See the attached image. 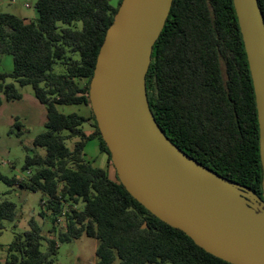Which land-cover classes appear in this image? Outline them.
Segmentation results:
<instances>
[{"label": "trees", "instance_id": "trees-1", "mask_svg": "<svg viewBox=\"0 0 264 264\" xmlns=\"http://www.w3.org/2000/svg\"><path fill=\"white\" fill-rule=\"evenodd\" d=\"M258 2L264 16V0ZM119 6L110 0H38L35 21L0 11V54L14 61L11 72H0V92L7 100L22 97L8 78L32 85L47 109V129L34 140L46 154L26 157V179L0 171V181L40 191L45 197L40 214L50 212L53 232L61 217L66 223L57 237H47L32 220L30 229L16 234L8 245L7 263L54 264L59 241L87 235L97 240L96 264H113L117 258L120 264H232L152 214L128 192L116 170L113 177L85 157L87 142L98 138L100 150L114 166L89 90ZM57 62L65 73L54 71ZM146 85L154 116L172 142L262 196L255 91L233 0H173L153 47ZM71 104L90 106V115L59 111V105ZM92 119L95 129L85 131L82 126ZM15 126L21 127L18 122ZM71 137H79L73 148L67 144ZM16 208L11 200L0 201V233L6 221L16 218Z\"/></svg>", "mask_w": 264, "mask_h": 264}, {"label": "water", "instance_id": "water-1", "mask_svg": "<svg viewBox=\"0 0 264 264\" xmlns=\"http://www.w3.org/2000/svg\"><path fill=\"white\" fill-rule=\"evenodd\" d=\"M233 2L255 91L262 196L195 160L154 116L146 76L173 0H122L100 48L89 98L117 177L137 201L218 258L264 264V16L258 0Z\"/></svg>", "mask_w": 264, "mask_h": 264}, {"label": "rangeland", "instance_id": "rangeland-1", "mask_svg": "<svg viewBox=\"0 0 264 264\" xmlns=\"http://www.w3.org/2000/svg\"><path fill=\"white\" fill-rule=\"evenodd\" d=\"M38 0H15V2L6 1L0 7L1 12H13L15 14L22 13L35 21L38 16L36 3ZM10 2V3H9ZM114 7L118 6L119 0H110ZM21 3H28L29 7H23L22 12L15 9L20 7ZM20 17V16H19ZM81 27V23L77 24ZM12 68L5 63L0 64V72L10 71ZM54 71L57 73H65L66 68L60 62L54 65ZM2 80L0 79V83ZM7 83H14L16 88L22 94L20 99L7 100L5 94L0 92L3 103L0 105V171L10 178L26 179L29 176L28 169H25L26 157L28 155H45L46 150L43 147L35 146V138L44 132L47 121V109L34 94L32 85H20L13 79L8 78ZM59 111L65 114L83 112V105H59ZM90 108V106H89ZM18 122L20 128L15 126ZM95 122L85 123L82 127L85 131L92 132L95 129ZM20 133V134H18ZM68 134V131H64ZM79 137H71L67 140L70 148H73ZM85 157L89 160L96 161L99 166H106V154L100 152L98 138L90 139L85 148ZM108 163L109 174L114 177L115 167ZM45 198L40 191H29L18 185L11 186L4 181H0V201L11 200L16 203V218L12 221L5 222V228L0 233V264L7 263L8 245L14 240L18 233L30 229V222L35 220L43 230V234L47 237H57L59 230L65 229V220L53 232V223L50 212L48 216H41L42 199ZM58 253L54 264H96V245L97 240L93 237L83 235L76 240L70 242L59 241ZM46 241L43 242L42 249L45 250ZM113 264H120L117 258ZM165 264H173L166 262Z\"/></svg>", "mask_w": 264, "mask_h": 264}, {"label": "crops", "instance_id": "crops-1", "mask_svg": "<svg viewBox=\"0 0 264 264\" xmlns=\"http://www.w3.org/2000/svg\"><path fill=\"white\" fill-rule=\"evenodd\" d=\"M6 1H8V0H0V7L1 6H3V4L6 2ZM10 1V0H9ZM120 1L121 0H119V3H120ZM11 2V1H10ZM9 2V3H10ZM14 3V2H13ZM119 3H118V6H119ZM27 5H29L28 3H25V6H24V4L23 3H21V5H20V7H17V6H15V9L16 10H18V11H21L22 12V8L23 7H29V6H27ZM11 13H13V12H11ZM13 14H15V13H13ZM15 15H17V16H20V17H22V18H24V19H26L27 21H30L31 20V18L30 17H28L27 15H25V14H22V13H18V14H15ZM36 16H38V11H37V15ZM8 64V65H10L11 66V68L13 69V63H14V61H13V57L11 56V55H1L0 54V64ZM12 69L10 70V71H3V72H11L12 71ZM84 106V108H83V112L84 113H82V115H85V116H89L90 115V109H89V107L88 106H85V105H83ZM100 148V147H99ZM100 152H102V153H104V154H106V166H99L97 163H96V161H94V164L96 165V166H99V167H102V168H107L108 169V155H107V153H105V152H103V151H101L100 150ZM109 170V169H108ZM110 172V171H109ZM97 246V245H96ZM96 249V248H95Z\"/></svg>", "mask_w": 264, "mask_h": 264}, {"label": "built area", "instance_id": "built-area-1", "mask_svg": "<svg viewBox=\"0 0 264 264\" xmlns=\"http://www.w3.org/2000/svg\"><path fill=\"white\" fill-rule=\"evenodd\" d=\"M10 1L15 2V0H10ZM27 6H29V5H27ZM59 221L62 222V217H61V219H59Z\"/></svg>", "mask_w": 264, "mask_h": 264}, {"label": "flooded vegetation", "instance_id": "flooded-vegetation-1", "mask_svg": "<svg viewBox=\"0 0 264 264\" xmlns=\"http://www.w3.org/2000/svg\"><path fill=\"white\" fill-rule=\"evenodd\" d=\"M152 62V61H151ZM151 65V64H150Z\"/></svg>", "mask_w": 264, "mask_h": 264}]
</instances>
